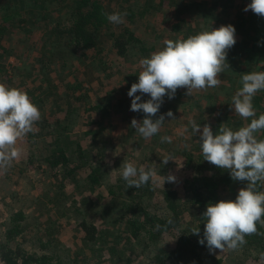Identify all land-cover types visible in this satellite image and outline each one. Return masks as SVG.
Returning <instances> with one entry per match:
<instances>
[{
	"label": "trees",
	"instance_id": "obj_1",
	"mask_svg": "<svg viewBox=\"0 0 264 264\" xmlns=\"http://www.w3.org/2000/svg\"><path fill=\"white\" fill-rule=\"evenodd\" d=\"M108 1L12 0V3L17 5L6 7L0 0V57L12 53L6 43L12 39L14 30L16 35L23 36V42L29 44L30 37L40 27L34 17L39 14V22L45 24V27L42 25L40 30L38 29L44 35L41 36L42 43L34 60L35 68L40 73V76L34 77L39 82L26 92L41 112V119L36 122L33 131L27 136L31 144L42 148L37 149L39 156L33 157L34 160L30 159L29 165L39 162L41 165L38 167L43 170V175L52 188L45 195L44 203H36L37 209L43 210L48 205L54 204L59 210L57 212L63 217L65 203H68L65 193H69L66 191L72 182L76 187V194L82 196L87 194L88 190L98 189L106 183L108 192L113 198H119L123 211L119 221L123 227L116 231L98 229L84 218L78 221L76 229L81 231L77 237L80 244L75 242L74 247L65 244L60 249L57 246L59 243L56 235L60 230L64 231L65 227L59 218L53 220L51 214L46 215L45 220H49L50 224L43 221L38 223L40 225L42 223L46 228L45 232H42L46 237L41 235L32 239L27 234L26 226L29 223L33 225L35 216L27 215L23 210H10L5 228L0 234V260L4 264H123L124 261L126 264H204L212 254L221 253L220 250L210 253L206 242L205 245L198 242L203 238L204 232L202 214L209 203L215 204L221 200L235 201L239 190L246 187L247 182L234 181L228 170L220 169L203 160L198 143L200 133L195 134V143L177 153L182 160L183 169L186 170L181 185L183 198L179 196L177 189L166 184L162 189L157 188L159 181L157 179L154 183V178L140 188H128L126 183L122 182L121 186L117 183L119 185L114 190L110 186L111 183L109 185L108 180L105 179L112 167L106 169L104 166L106 164L104 153L108 149L107 144L104 143L106 141L101 144L97 138L92 137L95 134L102 136L104 128L83 131V125L89 118L93 119L92 125H102L105 119L104 113L107 111L106 105L101 103L87 105L85 98L89 95L87 93L77 95L81 89H84L80 83L63 80L60 81L61 85L53 83L52 72L56 71L57 67L71 68L75 61L81 63L85 58L101 52L102 45L108 42L118 57L126 56L133 51L138 57L148 58L147 52L155 50V47L151 49L146 47L148 42L135 35L134 26L138 25V19L147 16L150 9L154 11L160 9L163 5L161 2L164 1L159 0L160 3L157 5H153V1L156 0H143L142 5L136 0H111L112 4H108ZM247 1L249 2L247 4L251 3V0ZM233 2L234 0H217L214 8L230 12L234 17L230 25L236 30V44L228 50L226 62L230 68L226 70L230 77L236 74L234 79L237 84L242 74L264 71V17L254 14L251 10L239 14L242 10L240 9L235 13L237 10ZM113 4H115L113 13H127L123 24L114 25L102 15L103 12L111 14L109 8ZM144 5L148 7L147 11ZM202 5L194 2L191 7L188 5V9L184 8V11L179 9V15L186 14L188 17L190 12L195 13ZM25 11L28 12L27 16ZM179 17V22L173 25V30L181 33L180 30L184 26L181 39H187L193 35V31L186 18ZM27 20H31L32 24H28ZM22 77L23 80H27L31 75L28 73ZM13 78L19 79L15 73ZM13 78L9 79V82L13 81ZM23 80L20 79L18 83ZM10 88L15 87L10 85ZM57 89H65V95L61 102H58L59 107H51L46 113L47 104L50 103L48 99L56 98ZM186 91L187 89H184V93L177 91L179 94L170 99V103L166 101L168 96L165 95L159 112L153 118L158 119L160 113L164 111L174 112L175 103H177L176 107L184 104L194 108L202 105L203 100L206 99L212 114L206 115L207 117L198 115L197 124L200 125L201 130L206 124L210 125L215 135L221 124H226L235 131L246 126L251 119H258L260 114H264V90L258 91L253 99L256 116L242 119L236 115L237 119L234 121L222 119L220 115L214 114L216 105L213 106L212 103L213 93L207 96L200 94L187 96ZM38 93L42 94L43 99H37ZM111 94L106 96L107 106L111 103ZM181 94L184 95V101H181ZM72 133H77L79 137L70 139ZM257 138L264 140V130L257 134ZM84 139L92 140L91 146L90 141L88 146L94 150L93 153L81 145V140ZM99 147L101 149L97 150ZM95 155L97 159L94 158ZM157 165L162 166L161 161H158ZM258 190L264 191V188L258 186ZM88 202L91 203L90 200ZM158 203H163L165 206L162 213L156 206ZM79 206L76 204V217L82 214ZM169 219L173 221L171 225L167 224ZM261 219H264V216ZM156 225H160L161 228L157 230ZM194 227H199V236L192 234L191 229ZM257 229L264 233V226L259 223ZM246 240L247 244L242 249L227 250L226 256L237 254L240 261L246 259L262 264L259 253L264 252V236L250 235L246 236ZM142 258L146 262L142 263Z\"/></svg>",
	"mask_w": 264,
	"mask_h": 264
},
{
	"label": "rangeland",
	"instance_id": "obj_2",
	"mask_svg": "<svg viewBox=\"0 0 264 264\" xmlns=\"http://www.w3.org/2000/svg\"><path fill=\"white\" fill-rule=\"evenodd\" d=\"M2 1L3 5L6 7L17 5V3H12V0ZM163 1L164 2H161L163 5L160 9L156 11L150 9L147 16L145 15L143 18L138 19V25L134 26L135 35L148 42L146 47L150 49L151 47H155L153 52L163 49L165 47L163 43L165 40H181L183 35L181 33H184L185 29L184 26L182 30H180L181 33L173 30V25L179 22V16L186 18L190 25L189 27L193 31V35L204 30L218 29L221 25H230L231 20L234 18L232 13L225 12L220 8H214L217 0H183V2L180 0ZM136 2L142 5L143 0H136ZM194 2L202 3L203 5L197 8L195 13H193V11L190 12L188 17L186 14L179 15V9L184 11V8L188 9ZM112 3L111 0L108 1V4ZM158 3H160L159 0H156V2L153 1V5H157ZM233 3H235L237 10L235 13L242 9L239 12L240 14L245 12L244 9L249 2L247 0H234ZM144 9L147 11L148 7L144 5ZM109 11L111 13L115 11V4L109 8ZM25 15L27 16L28 12L25 11ZM30 17L29 15L28 18ZM39 17L40 15L38 14L37 17L34 18L38 20L40 27L42 25L45 27V24L39 22ZM27 21L28 24H32L31 20ZM38 29H36L33 36L30 37L29 44L23 42V36L16 35L15 30L12 32V39H9L6 43L7 48L11 49L12 53L0 57V83L5 84L7 87L11 85L25 93L32 85L38 84L39 80L34 76L38 77L40 73L35 68L36 64L34 60L37 55V50L42 43L41 36L42 34L44 35V33ZM102 47L101 52L85 58L83 62H81L82 64L75 61L74 63L72 62L73 65H71V68L64 67L60 69L57 67L56 71L52 72L54 78L53 83L61 85V80L80 83L84 89H81L77 95L80 93H87L89 95L85 98L87 105H97V103L106 105L107 111L104 113L105 119H103L102 125H92L93 119L89 118L83 125V131L94 128H104L102 136L98 134L90 136L97 138L101 144L103 141H106L104 143L107 144L108 149L105 150L104 153V155H106V164L104 166L106 169H109L111 166L114 168L111 167V172L105 179L108 180L109 185L111 183L110 186H112L114 190H116V186L119 184V186H121L122 182L123 184L126 183L119 170L123 162H131L137 168L141 166L153 167L155 164V171L157 173L160 172L158 176L173 175L175 177V182H166L165 184L168 185V187L177 189L180 194L179 196L183 198L184 194H182L183 190L181 185H183L182 182L186 170L183 169L182 160L177 153L181 149L196 142V135L192 131L189 120H194L197 123L196 118L198 115L207 117L206 115L212 114V110L208 107L206 99L203 100L202 105H197L194 108L184 104L181 107H176L177 103H175V109L174 112H172L173 118L166 116L168 111L160 113V115H165V121L158 133L159 136L154 135L150 139H144L131 127V121L136 119L138 122H141L145 118V114L130 110L133 98L127 95L131 85L138 82V75L142 71L139 61L142 57H138L133 51H130L126 56L118 57L110 45V42L102 45ZM153 52H147V56L149 57ZM14 73L18 75L19 79L16 80L13 78ZM28 73L31 75V78L23 80L24 77L22 76ZM227 73L228 71L225 70L218 76V79L222 81L218 87L209 88L207 90H194L192 95L196 96L200 94L207 96L213 93L214 100L212 103L213 106L216 105L214 114L220 115L222 119L234 121V119H237V116L232 109L231 100L232 96L242 85L240 81L235 84L234 78L236 74L230 77ZM11 78L14 80L9 82ZM20 79L23 81L18 83ZM184 89L185 88H180L177 89V91L179 93H184ZM57 91L58 95L56 98L51 97L48 99L50 103L47 104L46 113L51 107H59L58 102H61L62 97L65 95V89H57ZM177 91L175 96L179 94ZM109 93H112L110 96L111 103L107 106L106 96ZM41 95L42 94L39 93L36 94V96H38L37 99H43ZM136 95H140V93L138 92ZM180 98L182 99L181 101H184V95L181 94ZM148 99H150V96L145 94L142 96L140 102H146ZM166 101L170 103L171 100L167 98ZM224 107H227V109L223 110ZM185 128H187V131H185ZM92 131H95V129ZM77 136L79 137L77 133H72L70 139H75ZM162 136L171 137V143H161L160 138ZM92 137H90V139ZM90 139L81 140V145L85 147L86 150L93 153L94 150L88 146L89 141L90 146L92 143ZM48 140H50V138ZM17 146L21 149L20 157L15 159L6 170H0V234L5 228L6 219L10 210H23L27 215L33 214L35 216L33 225L29 223L26 226V229H28L27 234L30 235L32 239L41 235L45 236V233L42 232H45L46 228L42 226V223L41 225L38 223L43 221L46 224H50L49 220H45L46 215L51 214L50 217L53 220L59 218L64 223L65 227L64 231L60 230L59 234L56 235L59 243L57 246L60 249H62V246L65 244L71 245L72 247H74L73 243L75 242L80 244V240L77 237H79L81 231L76 228L78 226L77 222L81 221L83 218L102 230L113 229L116 231L123 227V224L119 223L123 215V211L119 204L120 200L119 198H113V195L108 192V185L106 183L98 189L88 190L87 194L82 196L76 194V187L74 183L71 182L70 188L66 191L69 193H65L68 203H65L66 207L63 209V217L57 212L59 210L55 208L54 204L48 205L43 210L37 209L36 203H44L46 201L45 195L52 189L49 185L50 182H48L46 176L43 175V170L38 167L41 164L35 162L29 165L30 159L39 156L38 151L42 146L38 147L31 144L28 141L27 135L17 142ZM38 148L39 150L37 151ZM100 149L99 147L97 150ZM169 155L174 158L173 161L170 160L167 164H163L162 160ZM94 158L97 159L96 155ZM158 161H161L162 166L159 167L157 165ZM156 180L157 178H154L153 182L155 183ZM117 183L119 184L117 185ZM158 184L159 186H157V188L162 189V182L159 181ZM89 200L91 203L88 202ZM155 201L158 202L159 200ZM83 202H85V204H82ZM76 204L80 205L79 207L82 212L78 217L75 216ZM156 206L161 209V213L163 209H165L163 203H158ZM226 251L227 250L220 254H212L211 258L204 261V264H259L253 260L246 261V259H242V261H240L237 254L226 256ZM143 261L146 262V260L142 258L141 262L143 263ZM123 264H126V261H124Z\"/></svg>",
	"mask_w": 264,
	"mask_h": 264
},
{
	"label": "clouds",
	"instance_id": "obj_3",
	"mask_svg": "<svg viewBox=\"0 0 264 264\" xmlns=\"http://www.w3.org/2000/svg\"><path fill=\"white\" fill-rule=\"evenodd\" d=\"M264 17V0H251L244 11ZM102 15L114 24L124 23L127 13H107ZM235 28L221 25L218 29L204 30L196 35L181 40H165V47L153 52L148 58H142L139 64L142 71L138 82L131 85L127 95L133 98L130 110L142 112L145 118L138 122L131 121V127L144 139L158 134L165 121V115L153 119L159 112L164 96L174 98L177 89H187L191 96L194 90H207L218 87L222 81L218 76L230 65L226 62L228 50L235 44ZM240 87L232 96L231 106L235 115L242 119L253 118L256 111L253 99L258 91L264 90V71L248 72L241 75ZM140 95H136L137 93ZM150 99L140 102L143 95ZM166 116L173 118L171 111ZM41 119V112L30 97L18 88H10L0 83V170H6L21 155L17 142L33 131L36 122ZM192 131L200 133L199 146L203 160L220 169L228 170L234 181L247 182L241 188L235 201L221 200L209 203L202 214L204 221L203 238L198 242L205 245L210 253L216 250L238 251L246 244V236H264L259 232L257 223L264 226V140H258L257 134L264 130V114L253 118L246 126L233 131L226 124H221L214 135L211 126L205 125L201 130L194 120H189ZM187 131V128H185ZM161 143H171V137L162 136ZM172 156H166L162 162L167 164ZM128 188H140L153 178L166 182H175L173 175L158 176L153 167L137 168L131 162H123L119 168ZM173 221L169 219L168 225ZM166 227V226H165ZM160 225H156L159 230ZM199 236V227L191 229ZM264 264V252L259 253ZM0 264H4L0 260Z\"/></svg>",
	"mask_w": 264,
	"mask_h": 264
}]
</instances>
